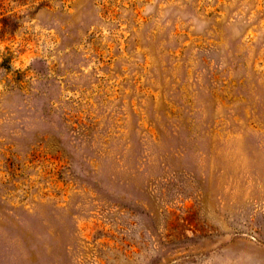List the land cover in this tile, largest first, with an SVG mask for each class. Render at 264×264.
Segmentation results:
<instances>
[{
  "label": "rangeland",
  "instance_id": "obj_1",
  "mask_svg": "<svg viewBox=\"0 0 264 264\" xmlns=\"http://www.w3.org/2000/svg\"><path fill=\"white\" fill-rule=\"evenodd\" d=\"M0 264H264V0H0Z\"/></svg>",
  "mask_w": 264,
  "mask_h": 264
}]
</instances>
